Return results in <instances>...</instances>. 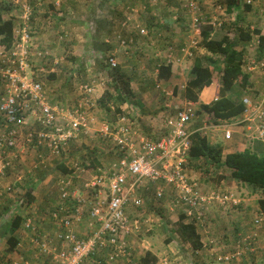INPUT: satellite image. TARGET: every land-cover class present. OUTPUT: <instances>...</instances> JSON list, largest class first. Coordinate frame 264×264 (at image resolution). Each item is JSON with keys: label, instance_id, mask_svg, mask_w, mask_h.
I'll return each instance as SVG.
<instances>
[{"label": "rangeland", "instance_id": "374dc122", "mask_svg": "<svg viewBox=\"0 0 264 264\" xmlns=\"http://www.w3.org/2000/svg\"><path fill=\"white\" fill-rule=\"evenodd\" d=\"M0 1L1 4L9 2V5L11 6L16 4V7L21 10L23 2H26L28 5L30 4L34 10V16L32 19L33 25L31 24V27L35 30V42L37 46L41 48L40 51L43 55V58L41 59L43 71L37 72L36 79L42 82L48 99H50L52 103L59 101L61 102L60 105L62 107L65 106L68 109L73 105L78 106V104H80V106H82L81 109L87 112L86 116L89 125L88 129L90 130L89 135H91L92 138V140H90L91 138H87L88 145H86V143H82L83 147H78L79 144L86 139L80 137L83 132H78L76 135L77 137H72L68 141L67 145L60 150L59 155L54 157L51 156L43 164L47 166L46 168H48L46 174H48L51 178L48 186L49 188H52L53 191L52 194L48 196V202L41 207L47 209L53 203L58 201L57 182L61 176L62 178H67L66 183L68 184L70 190L75 189L79 191L80 194L83 195L80 197H84L85 200H94L96 199L94 193L90 194L84 192L82 187L83 182L90 180L94 176L93 174L96 172L97 167L101 166L100 168L104 169L103 171L105 172L106 168L117 158L114 154V147L112 143L100 136V129L102 126L107 124L110 119H113L111 118V113L106 112L99 105V99L102 97L104 92L111 90L109 87L110 77L107 74L108 70L101 64V58L100 56L98 57L95 52L94 41H100L102 37H105L104 30L100 27L101 21H105L104 19H109V17L111 18L113 16V19L111 20V31L113 32L106 38H111L113 34H118L119 32L124 35L132 36L131 39L133 42L138 40V38L136 36L133 37L130 32L133 28L135 29L133 25L138 24L139 28H145V35L143 38L151 34H149L145 25L143 26V21L138 15L144 11L147 13L145 19L150 20L149 13L152 11L161 12L162 9L158 10L153 7L156 4L155 0H58V3L56 4L53 3V0H42L40 2L38 0H18L14 3L10 2V0ZM113 1H122V6L120 7L117 4H114ZM177 1L178 3H181L180 0ZM189 1L190 0H186V7ZM192 1L196 6V10L191 9L192 11L188 13L189 18L186 17L189 19V25L187 28L189 33L193 34L198 28V24L200 22L211 21V24H214L212 26L216 32H219V34L216 35L217 38L222 34H227L228 32L230 34L236 33L235 30L237 25L242 26L245 30H250V25L254 24L252 21H248L250 19L248 17L249 12L245 10L241 9V11H235L237 9L235 8L232 13H226L224 7L221 5V0H212L209 2H205L203 0ZM245 3L242 2L241 4ZM260 4L261 6H259V9L264 14V1L261 0ZM162 5L164 6V4ZM2 6L4 9V6L6 5ZM176 7L179 8V5H176ZM187 9L190 10L188 7L186 10ZM123 11L125 12L122 13ZM6 13L8 14V12ZM22 15L23 12L21 14V18ZM152 16L156 17V15L153 14ZM177 17L178 16H176L175 19H177ZM126 19L127 26L124 27L122 26V23H125ZM157 20L158 24H163V22H160V19ZM18 22L19 18L17 19L16 27ZM104 23L107 24L106 21ZM125 28L128 30L125 31ZM163 28L166 29L165 24ZM181 30L183 29L179 28L180 32ZM161 34L162 33H160L159 36L157 35V38H162V44L159 46L160 50L155 51L159 54V56H157V54V57H154L153 60H163L165 62L171 60L172 62L175 59L174 61H176V63H179L180 61L185 63V72L183 75L178 76V81H174V83L164 82L162 84H156L154 77L149 79L150 75L155 73V66L145 62L144 57H147L148 54H138L140 62H137V64H129V61H125L124 52L120 54L119 59L122 64L126 65V69L124 68L126 72L131 74V86L133 87L136 95L135 97H129V99L121 105L123 114H117L116 116H123L125 119L130 120L131 123L138 125L137 127L141 131L142 128L145 129L142 132L149 135H151V131H149L150 128L145 125L147 122L145 121L146 117L150 116L152 118L164 120L166 116L171 115L174 112V107L171 109L169 106L164 104L165 97L162 99L161 92L159 94V85L162 88L172 89L173 94L171 93L172 96L170 95V97H177L179 100L178 105H181L184 101H186L184 98L185 85L187 80L190 78L188 67L191 66V62L196 55L204 56L206 53L204 49H201L202 47L196 48L197 42L199 41H197V38H194L193 36L191 37V40L196 41V43H191V46L189 47L188 45H185L182 49L178 50V46L176 45L177 41L170 42L168 37L161 36ZM134 45L135 44L133 43L132 46ZM129 46H131V44ZM255 47H257L256 42H241L237 46V48L243 53V68L246 71H248V67H250L252 63L256 64L260 59L261 55L259 50H252V48ZM184 60L186 62H184ZM143 65H145L144 72L150 74L149 76L147 75L146 79L137 77L139 72H143ZM51 74H54V78H52ZM30 76L33 77V73H30ZM84 84L89 85L91 88V91L87 96L85 95L84 90L80 89V87H83ZM174 85L177 88L176 91H174ZM259 86H261V92L255 89V86L253 85V89L249 90V92L243 93V97L248 98L252 105L257 108H259V104L264 99L262 89L264 88V80L262 85ZM89 95V99L91 101L90 103L84 105L83 99L85 96L88 98ZM139 100L141 102H138ZM148 103H151V105H147ZM115 104H117V102H112L111 106H114ZM204 120L206 124L210 123L205 117ZM202 122L204 121L202 120ZM38 125L39 127L34 125L33 129L29 131H32L34 134L39 131H43L44 129L40 126V123ZM254 138H257V136ZM34 140L35 143H37V138ZM43 151L40 152V154H43ZM27 153L29 155L31 151L28 150ZM34 155L39 157L36 153ZM64 156L67 158L64 159ZM95 158L99 161V165L97 166L95 164H90V162L94 161ZM61 162L67 169H76L75 173L62 174V172L57 168V165ZM37 163L38 165L40 164L39 161ZM43 165H39L38 168L33 169L34 173L37 174L38 169L43 167ZM93 166L94 168L91 169ZM206 168L208 169L209 166H206ZM186 169H198L199 172H202L201 174L207 178V181L204 182L206 184L210 178L214 180V182L216 180L217 170L214 173H212L211 170L209 172L202 170L201 161L187 163ZM86 170H89L88 174H82V172L86 173ZM33 175L34 174H32V176ZM26 176L27 178H22L21 183L15 181L16 183L12 185V193L14 192L13 196L15 197V202L24 197V193H22L21 188L29 187L28 181L30 180V177L28 174H26ZM35 176L36 175H34L32 179L37 177ZM38 176L41 178L42 173L38 174ZM226 177L230 179L228 175H226ZM199 180H202V178ZM231 180L232 179H230V182ZM160 185L162 188H169L167 186H163V184ZM104 188L106 187H103V189ZM151 188L153 189H150L149 192L147 191L148 194H146L145 191L138 195L142 200L139 207H134L133 205L130 206L132 210L143 214L142 218H138L140 224L137 231L127 235L129 236L127 238L133 252V262H139L140 258L146 251V248L143 245L145 242L143 241L148 240L152 242V253L157 256L156 264H237V262H239L238 264H244L247 262V259L250 264H264V214L258 207V199H264V191L256 190V192H252V187L248 186V188H240L241 190L237 193L232 192L230 188H228L224 191L227 192V195H229V201L227 204L219 206L213 201L209 203V206L205 203V207L203 208V220L195 223L191 219H186L187 221L194 223L196 229H198L200 233L198 230L197 232L203 239H201L203 247L205 246L204 248L210 251V255H203V253H197L194 255L188 251V243L182 241L180 238L177 231V217H171V214L179 217L181 214V208L179 206H172L171 197L168 199L163 195L161 198H158L156 196V190L154 189L155 186H151ZM210 188H216V186L208 185L205 195H203L204 198H210L213 192H216V190ZM14 189L17 191L15 192ZM0 200L4 203L9 201L8 203L10 205L12 204L10 197L7 199L6 197L0 196ZM13 207L14 210L4 207V209L0 211V222H4L5 220L10 222V220L14 217L16 210L19 211L20 214L24 215L32 213L29 209H27L28 205L24 207L22 205L18 209V206L14 203ZM46 211L42 212V210L38 209L36 210L35 216L45 217ZM244 211L245 213H243ZM241 212L242 214H246L247 219L250 221L249 224L247 223L245 228L246 231H243L242 235L238 234V231H236L233 227L234 220L237 221L236 218ZM144 216L146 218H144ZM241 216L244 217V215ZM255 218L260 219L259 223L254 222ZM224 223L225 226L223 225ZM247 237H250V242L244 240ZM32 247L35 248L34 246ZM203 247L201 248L202 252L206 251L205 249L203 250ZM246 247H255L258 252H255L253 248L246 249ZM190 249L192 248L190 247ZM176 253L183 255L180 257L179 254ZM257 255L262 256L261 258L263 260L261 259L257 262ZM4 258L5 252L0 251V259ZM116 264L128 263L127 260H118V263Z\"/></svg>", "mask_w": 264, "mask_h": 264}, {"label": "built area", "instance_id": "2783aa9c", "mask_svg": "<svg viewBox=\"0 0 264 264\" xmlns=\"http://www.w3.org/2000/svg\"><path fill=\"white\" fill-rule=\"evenodd\" d=\"M255 2L260 0H246L247 4ZM187 7L196 10L192 0ZM22 11L21 22L15 29L13 46L9 52L0 51V81L4 88L0 96V114L5 127L4 134L0 137V175L10 165L8 152L16 146L18 131L26 124L29 111L35 113L38 123L48 128V131L38 135L54 154L60 153V149L67 145L74 132L84 131L88 127L87 112L81 109L80 104L68 109L51 103L42 82L28 75L33 29L28 23L30 6L26 2L22 4ZM141 32L145 31L142 29ZM114 63L112 61V65ZM253 66L259 67L264 75V59L256 64L252 63L250 67ZM82 89L86 96L91 91L89 86H83ZM86 96L83 99L84 105L91 101L90 95L88 98ZM195 118L194 104L186 101L178 105L173 114L164 118L157 137L138 131L137 126L123 116H119L113 124H104L100 129V136L112 143L117 158L105 172L104 169H99L90 180L83 182L84 192H95L96 199L85 200L74 189L76 194L73 198L77 203L74 212H67L63 216L59 215L60 211L52 212L56 222L53 234L44 233L39 228V240L33 241L35 250L47 257V260H17L12 264H83L87 259L91 260V264H102L104 255L109 261L121 258L129 260L132 250L125 237L136 230L140 222L138 219L130 220L125 206L129 203L136 207L141 205V200L135 195V188H150L153 185L157 188L156 196L161 198L164 193L160 184L164 183L173 189V207L179 206L188 220L195 223L203 220V208L207 202L197 182L190 179L186 169L192 134L189 125ZM224 135L228 138L230 132L225 131ZM257 138L264 140L262 121L257 125ZM60 184L61 200L58 202V210L64 208L67 211V199L72 194L66 189V181L61 180ZM2 190L11 191V188H3L0 184V192ZM209 200H217L225 205L229 196L213 192ZM22 205L24 206L23 201ZM79 206L87 209L83 212ZM77 219H82L83 222L88 220V228L92 230L86 237L78 236L73 229ZM259 221V218L254 219L255 223ZM31 223V218H25L23 228Z\"/></svg>", "mask_w": 264, "mask_h": 264}, {"label": "crops", "instance_id": "0c3cea01", "mask_svg": "<svg viewBox=\"0 0 264 264\" xmlns=\"http://www.w3.org/2000/svg\"><path fill=\"white\" fill-rule=\"evenodd\" d=\"M17 1L18 0H10V2H12V3L17 2ZM38 1L40 2L42 0H38ZM57 1L58 0H53V3L56 4V3H58ZM143 1H146V0H143ZM163 1H164V3H163ZM203 1L209 2L212 0H203ZM262 1H264V0H262ZM113 2H114V4L116 3L120 7L122 6V3H123L122 1H120V2L113 1ZM155 2H156V4L153 7L157 8L158 10L162 9L161 12H163V13H161L160 11L159 12L152 11L151 13H149L150 14V16H149L150 20L145 19V17L147 16V13H145L144 11L138 15L141 18V20L143 21V26L145 25L149 34L150 33L151 34L144 37V38H140L138 36L137 37L138 40L135 41V43H137V44H135L132 47L131 52L126 53V57L124 59H125V61H129V64H134V63L137 64V62H140V58L138 57L139 56L138 54H148L147 57H144V60H145V62H148V63L153 64L155 66V73L152 75H150L149 73H145L144 72L145 71V69H144L145 65H143L142 66L143 72H139L138 73L139 76L141 78L146 79L147 75L148 76L150 75L149 79L154 77L156 80V84H159V83L162 84L164 82H167V83L173 82L174 83V81H178V76H181L184 74L185 63H183L181 61L179 63H176V61H174L175 60L174 59L171 62L172 63V67H171L172 75H171V77L166 81L158 80L157 79V67L161 63H165V61H163V60L158 61L156 59L153 60L154 57L159 56V54L155 51H159L160 50L159 46L162 44V40H161L162 38H157V35L159 36L160 33H162L161 36L168 37L169 38L168 40L170 42H174V41L176 42L177 41L176 45L178 46V50H180L185 45L186 46L188 45V47H189V46H191V43H196V41L191 40L192 36L194 38H197V41L200 40L199 28H197L193 34L189 33V30L187 29L188 25H189L188 13H190L191 10H188V9L186 10V8H187L186 7V0H180L181 3H178L177 0H155ZM242 2L245 3V0H242ZM260 2H261V0H260ZM260 2H255L254 4H251L250 10H246V8L244 7V4H240L237 7V9L235 10V11H237V10L241 11V9H242V10L249 12L248 17L250 19L248 21L249 22L252 21L254 23V24L250 25L251 27H250L249 31H255V33H252V39L249 41V43L256 42L258 44V35L256 34V31H260V34L264 36V21H263L264 20V14L259 9V6H261ZM162 4H164V6ZM2 5H6V6H4V9H3ZM176 5H179V8H177ZM16 6H17L16 4H13V6L9 5V2H5L3 4L0 3V13L4 16V18H11L13 21V24H14V27H13L14 41H15L16 22H17L18 18H19V22L21 21V14L23 12L21 9H19ZM255 6H256V8H255ZM6 12H8V14ZM124 12L125 11H123L122 13H124ZM183 13H184V16H183ZM152 14L156 15L157 19H160V22H163V24H158V20L156 19L155 16H152ZM92 15H93V12H92ZM95 16L98 17L97 15H95ZM176 16H178L177 19H175ZM186 17H188V18H186ZM206 18H207V16H206ZM107 19L108 18H106L107 24L106 23H104V24H106L107 31H108V30H110L109 28H111V20L113 19V16L111 18L109 17L108 20ZM19 22H18V24H19ZM209 23H212V22L209 21ZM18 24H17V26H18ZM164 24L166 26V29L163 28ZM212 25H214V24H212ZM179 28H182L183 30H181V32H180ZM127 30L128 29L125 28V31H127ZM33 31L35 33L34 29H33ZM156 32H157V34H156ZM34 33H33V41L34 42L32 43V46H30V53H31L30 61H29L30 68L27 70V73H28V75L30 73H33V78L36 79L37 78L36 77L37 72L43 71V68L41 66V59L43 58V55L40 51L41 48L39 46H37V44L35 42L36 37H34ZM195 34H196V37H195ZM218 34H219V32H216V30L213 27L212 36L216 37V35H218ZM239 43H241V42H239ZM239 43L237 44V46L239 45ZM196 48H200V47H198L196 45ZM2 50L4 52L10 51L8 49H4L3 47H0V51H2ZM145 52H150V53H145ZM151 52H152V54H151ZM41 55H42V57H41ZM1 58L2 57L0 56V61H1ZM184 62H186V61L184 60ZM192 62H191V65H192ZM190 67L191 66L188 67V72L190 70ZM246 72L249 74V77H250L249 81L252 84L251 89H253V85H254L255 89H257L259 92H261V86H259V85H262V82L264 80V75H263L262 70L257 66H253V67H248V71H246ZM140 77H138V78H140ZM140 81H142V80H140ZM159 87L160 88L158 89V91H159V94L161 92L162 99H163V97H165L164 104L169 106L171 109L174 107V112H175V108L178 106L179 100L177 99V97H172V98L170 97L171 93L173 94L172 89L162 88L160 85H159ZM82 88L83 87H80V89H82ZM175 88L176 87L174 85V89ZM3 90H4L3 83H1V81H0V96L3 92ZM176 90H177V88H176ZM216 96H217V89H216V85L214 83H212L210 86L204 87L198 93V101L193 102L194 106L196 105L195 108L197 107L196 109H198L200 103H209ZM162 102H163V100H162ZM184 102H186V101H184ZM147 105H151V103H148ZM260 111H261L260 108H257L254 105H249L248 107H246V110L243 112V114H241L240 116L235 117V118H233L227 122L207 123V124L204 120L203 114H198L197 117L193 120V122L190 123L189 129L192 133L193 132H199V133H202L203 135H205L210 146H213V147L220 146L222 149V159L228 153L241 152L244 150H249L251 152L254 151L258 154H261V153H264V140H261V139L256 140L254 138L255 136H257V125L259 123L258 115H259ZM202 120L204 122H202ZM145 121H147L145 125H147L150 128L149 131H151V136L152 137L153 136L154 137L159 136V134L161 132V127L163 126V120H160L158 118H152L149 116V117L145 118ZM38 124L39 123H37L36 118H35V113L33 111H29V114L26 117V124L18 131V134L16 137V146L13 147L12 149H10V151L8 152V160L10 162V165L7 167V169L5 170L3 175H0V184L2 185L3 188L9 186L11 188V191L2 190L0 192V196L6 197L7 199L10 197L12 204L10 205L8 203L9 201L7 203H4V202H1V200H0V211L2 209H4V207H8V208H11V210H14V207H13L14 203L16 204V206H18L17 208L19 209L20 206H22V205L18 204L19 201H23L24 206L27 205L25 203L26 202L25 197H22V198H20L19 201L17 200L15 202V197L13 196L14 192L12 193V191H13L12 185L15 184L17 181H18V183H21L22 178H24V177L27 178L26 174H28L30 177V180L28 181V186H29L28 188L32 187L31 193L34 196V200L32 203L28 204L27 209H29L32 213H27L26 215H24V214H19V211L16 210L15 215L16 214L21 215L24 219L29 217L32 220L37 221L40 224V227L44 225L46 229H49V230H44V233H49V232L54 231L56 229V222H55V219L53 218L52 212L54 210V207L57 206L58 201L53 203L47 209H45L44 207L43 208L41 207L48 202V196L51 195L52 191H53L52 188H49V186H48L49 181H51L50 176L48 174H46V171L48 170V168H46L47 166L43 165V164L51 156L54 157V156H57L59 154H54V153L50 152V150L46 146L45 140L38 138L37 143H35V142L31 143L30 142V139H29L30 131L29 130L33 129L34 125L39 127ZM136 126H138V125H136ZM88 128H89V125L86 128V130H84V131L82 130V131L74 132V136H76L78 132H83V134L80 137L86 138L85 140H83L79 144L78 147H83L82 143H86V145H88L87 144L88 143L87 138H89V139L91 138V135H89L90 130ZM144 130L145 129L142 128V131H144ZM4 131H5V127L3 125L2 116L0 114V137L3 136ZM225 131L230 132V136L228 138H226L224 135ZM90 140H92V138ZM90 147H92V146H90ZM28 150L31 151V153H30L31 155L30 154L28 155V153H27ZM42 151H43V154H40V152H42ZM35 153L39 157H36L34 155ZM38 158H40V159H38ZM66 158L67 157L64 156V159H66ZM38 161L40 163L39 165L40 166L43 165V167H40L38 169V173L35 174L33 169L38 168V166H39L37 163ZM190 162H195V161L189 160V163ZM203 163H204V161H201L202 170H204L206 172H209L211 170L212 173L216 172V170H217L215 182H214V180H212L210 178V180L206 184L204 182L207 181V178L204 177L203 174H201L202 172L200 173L198 169H192V170L187 169V173L190 174L189 175L190 179L195 180L197 182L198 186L200 187V191H201L202 195H205V191L207 190L208 185L209 186L210 185L216 186V188H210V189L216 190L215 193H217V194H226L227 192H224V191H226V189H228V188H230V190L232 192H237V193H239V191L242 188H248L247 186H244V184L242 186L241 183H238L235 180H231V182H230L231 178L228 179L226 177V175H229V173H230L229 169H227L223 166L220 168H215V167L209 166V168L207 169ZM59 164H63V163L61 162ZM198 165H199V163H198ZM64 167H66V166L64 165ZM75 171H76V169H73L71 171V174H74ZM86 171H87L86 173L82 172V174H88L89 170H86ZM40 173H42L41 178H39V176H38V174H40ZM32 174L36 175L38 178L35 176L36 178L32 179L34 176V175L32 176ZM62 174H64V173H62ZM79 174H80V172H79ZM201 178H202V180H199ZM66 179H67L66 177L62 178V176H61L57 182V186H58V195L57 196L60 198H61L60 181L61 180L66 181ZM162 184L165 187L167 186L164 183H162ZM28 188H21L22 193H25ZM66 189L72 195H70V197L67 199V206H68L67 211H65L64 208L63 209L59 208V210L57 208L55 210L58 212L60 211L59 212L60 216L65 215L67 212H74V208L77 205V203L74 201L75 199L73 198V196L76 193L73 192L72 190H70L69 187H67ZM150 189H153V188H150ZM150 189L144 190L142 192L146 191V194H148ZM154 189L157 190V188H154ZM161 189L163 190L164 196H166L168 199H170V197L172 198V196L174 194L172 188H161ZM16 191L17 190H15V192ZM92 193H95V192H92ZM94 195L96 196V194H94ZM7 196H9V197H7ZM205 199L207 202L206 205L208 204L210 206L209 203L214 201V202H216V205L223 206L221 203H218L217 200H211L210 201L209 198H205ZM228 201L226 202V204L228 203ZM130 206H131L130 203L125 206L126 212L128 214V217L130 218V220H134V219L137 220L138 218H142L143 214L141 212H137L135 210H132L130 208ZM80 208H82L83 212H85V210L87 209V207L85 209L83 207H80ZM38 209L42 210V212L47 210L45 213L46 214L45 217L35 216L36 210H38ZM243 213H245V211ZM241 215H244V217H242ZM136 216H137V218H136ZM171 217H177V219H178V216H175L173 214H171ZM144 218H146V217L144 216ZM236 219L238 222L234 220L233 227L236 229V231H238V234L242 235V232L246 231L245 228H246L247 223L249 224L250 221H249V219H247L246 214H242V212L239 213V216H237ZM6 222H8V220H5L4 222H0V231H1L2 227L5 226L4 224ZM223 225L225 226V223ZM21 228L22 227H20V229L17 230V232H16V237L18 238V242H17V245L15 246L14 250L11 252L5 251L6 238L8 235H5V236L2 235L0 237V251L5 252V258H4V260L0 259V264H11V262H13L15 260H29L32 262L35 260V254L33 252L34 250H33L31 241L29 240V237H28L29 235L26 231H23ZM73 229L81 237H86V235L89 233V231L92 230L91 228L90 229L88 228V220L87 219L84 222L81 219L79 221L77 219L74 222ZM214 229H215V227H214ZM135 231H137V229L133 230L132 232H135ZM198 232H199V230H198ZM127 237H129V236H126L125 239L128 241ZM244 240H247L249 242L251 241L250 237H247ZM258 240H259V238H258ZM143 242H145L143 245L145 246L146 251L149 250L152 252L153 251L152 246H151L152 242H150L148 240H144ZM128 243H130V242L128 241ZM188 247H189L188 251H190V253H192L194 255L197 253H201V254L203 253V255L204 254L210 255V251L206 250L204 248L205 246L203 247V250L205 249L207 252L206 251L202 252V249L195 251L193 249H190V246H188ZM249 248L250 249L253 248V250H255V252H258V250H256L255 247H246V249H249ZM176 254H179V253H176ZM182 255L183 254H179L180 257H182ZM32 256H33V260H31ZM261 257L262 256L257 255L256 261L258 262L259 260H261L262 259ZM132 258H133V256H132ZM101 260H103L104 264H112V263L116 264V263H118V260H116V261L107 260V257L105 255L103 256V258ZM122 260L124 261V259H122ZM90 261L91 260L87 259V260H85V262L83 264H90ZM246 261L247 262L244 264H250L248 262V259ZM238 263L239 262H237V264Z\"/></svg>", "mask_w": 264, "mask_h": 264}, {"label": "trees", "instance_id": "16d2710c", "mask_svg": "<svg viewBox=\"0 0 264 264\" xmlns=\"http://www.w3.org/2000/svg\"><path fill=\"white\" fill-rule=\"evenodd\" d=\"M241 3L242 0H221V5L224 7L226 13H232ZM29 6L30 15L28 17V23L33 25L32 19L34 16V10L30 4ZM244 7L246 10H250L251 4L245 3ZM104 20L106 21V19ZM105 21H101L100 25L101 29L104 30L105 37H102V40L100 39V41L96 40L94 42L95 52L97 53L98 57L100 56L101 64L107 68V74L110 77L109 87L111 90L105 91L102 97L99 99V105L106 112L111 113V118L113 119H110V121L107 123V125H110L113 124L118 118V116H116L117 114H123L121 105L125 103L129 97H135L136 95L133 87L131 86V74L126 72V65L122 64L119 59L122 52L125 54L127 52H131L133 47L132 44L137 43H135V41L132 42V36L124 35L123 33L119 32L118 34H113L111 38H106L110 36L113 31H111L112 26L109 28L110 30L107 31L106 24L104 26ZM126 23L127 19L125 23H122V26H127ZM133 26L135 29L133 28L134 30L132 29L130 31L133 37L139 36L143 38L145 33H142L141 30H144L145 28H139L138 24ZM13 27L14 24L12 19L4 18V16L0 13V47L9 50L13 46ZM198 28L200 40L197 42V46L202 47L206 53L204 56L196 55L193 58L192 65L189 70L190 78L187 80L185 85L184 98L186 101L188 100L192 103L197 102L198 93L204 87L210 86L212 83H214L217 89V96L209 103H200L198 109H196V117L198 114H203L210 123L227 122L243 114V112L246 110V107L252 105L248 98L243 97V93L249 92V90H251L252 84L249 81V74L243 68V53L236 47L239 42H249L252 39V33H255V31L245 30L242 26L237 25L235 30L236 33L222 34L217 38L212 36L213 26L211 23L200 22ZM256 34L258 35V44L257 47L252 48V50H259V53L262 57L260 56L258 61H261L264 59V36L260 34V31H256ZM130 44L131 46H129ZM125 54L124 57H126ZM112 61L115 62L114 65H112ZM171 67L172 63L170 61L161 63L157 67V79L164 81L168 80L172 75ZM51 76L54 78V74H51ZM137 77L140 76L137 75ZM84 86L89 85L84 84ZM262 89L264 93V88ZM174 91H176V88ZM111 101L117 102V104L111 106ZM138 102L141 101L139 100ZM55 103L60 104L61 102L57 101ZM263 104L264 99L259 104L261 111L258 115L259 122L262 121V123L264 122ZM33 107L36 108L35 105ZM40 126L44 129L43 131H48V128L43 127L42 124H40ZM137 130L141 131L138 127ZM43 131H39L35 134L31 131V136H29L30 142H35V138L38 140V138H40L38 134ZM150 137L152 136L150 135ZM190 139L188 163L189 160L195 162L204 161L203 164L205 166L215 168H220L223 166L230 170L228 176L232 180L244 184L247 187H252V192H256V190L264 191V153L258 154L254 151L251 152L249 150H244L241 152L228 153L222 159L221 147L210 146L206 136L202 133L193 132L190 135ZM255 139L258 140L259 138ZM90 164H95L97 166L99 165V161L97 158H95V160L91 161ZM100 167H97L94 174L99 172V169H101ZM57 168L65 174H70L72 171L71 169L64 167L63 164L57 165ZM93 168L94 166L91 169ZM150 188H135L136 197L140 199L138 195H140L142 191L148 190ZM31 191L32 187L28 188L24 193V197L26 199L25 203L27 205L32 203L34 200V196L32 195ZM60 200L61 198L58 197V202H60ZM20 202L21 203H19V205H22V201ZM58 202L57 206L54 207L53 212L58 208ZM132 205L133 204H131V206ZM258 207L259 210L264 214V199H258ZM186 219V215L182 213L179 215L176 223L180 238L182 241L188 243L192 249H201L203 247L201 236L197 232L194 223L187 221ZM23 224L24 218L21 215L16 214L10 220V222H6L4 224L5 226L2 227L0 231V237L2 235H8L6 238V252L13 251L17 245L18 238L16 237V232L20 229V227H22L21 229L23 231L28 233V237L32 246H34V239H37V241L39 240L40 230H49L46 229L44 225L41 226L43 228L42 229L40 224L35 220H32V223L26 228H23ZM49 234H53V231L49 232ZM33 250L35 254V260L38 258H44L47 260V257L43 256L37 249L35 250V248H33ZM31 260H33V256ZM12 263L13 262H11V264ZM156 263L157 256L149 250L143 254L139 262H131V264Z\"/></svg>", "mask_w": 264, "mask_h": 264}, {"label": "clouds", "instance_id": "9594fccd", "mask_svg": "<svg viewBox=\"0 0 264 264\" xmlns=\"http://www.w3.org/2000/svg\"><path fill=\"white\" fill-rule=\"evenodd\" d=\"M182 214V213H181ZM187 218V217H186ZM128 245H129V243H128ZM130 246V245H129ZM133 253V252H132ZM133 256V255H132ZM122 259H124V260H127V262H128V264H131V262H132V257L129 259V261H128V259H126V258H121V259H119V260H122ZM90 260V259H89ZM15 261H17V260H15ZM14 262V261H13ZM85 262V261H84ZM91 264V263H90ZM102 264H103V260H102Z\"/></svg>", "mask_w": 264, "mask_h": 264}]
</instances>
